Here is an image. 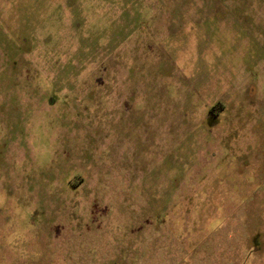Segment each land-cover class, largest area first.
I'll return each instance as SVG.
<instances>
[{"label": "rangeland", "instance_id": "374dc122", "mask_svg": "<svg viewBox=\"0 0 264 264\" xmlns=\"http://www.w3.org/2000/svg\"><path fill=\"white\" fill-rule=\"evenodd\" d=\"M0 264H264V0H0Z\"/></svg>", "mask_w": 264, "mask_h": 264}]
</instances>
